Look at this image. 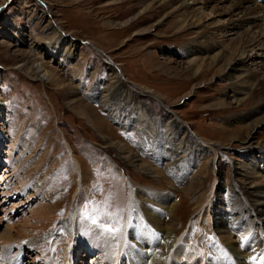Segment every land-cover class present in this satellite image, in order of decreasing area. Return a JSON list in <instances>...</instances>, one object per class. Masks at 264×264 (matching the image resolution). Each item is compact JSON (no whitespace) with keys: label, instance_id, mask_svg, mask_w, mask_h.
<instances>
[{"label":"rangeland","instance_id":"rangeland-1","mask_svg":"<svg viewBox=\"0 0 264 264\" xmlns=\"http://www.w3.org/2000/svg\"><path fill=\"white\" fill-rule=\"evenodd\" d=\"M195 1L186 0L191 6L189 13L199 19V27L186 22L168 0H0V178L16 166L19 158L28 163L19 169V178L26 183L32 175L43 174L46 193L50 194L44 202L35 195L36 180L20 188L14 178L19 191L7 204L0 203V217L13 201L27 203L16 210L11 222L3 219L0 233L7 224L27 221L32 227L30 210L41 203L57 212L59 218H66L76 194H81V221L91 225V235L103 230L112 238L122 232L128 219L129 227L131 217L142 214L134 207L132 190L171 193L174 190L168 180L179 187L172 193L180 204L178 217L188 218L184 230H197L199 223L210 227L220 217L229 222L227 217L233 214V171L246 160V150L260 159L258 149H264V128L251 131L252 123L264 118V109L249 116L256 108V97L235 90L220 64H210L203 59L206 55H194L190 49L202 40L204 32L216 35L226 45L239 34L258 32L264 28V14L246 15L243 10L228 13L233 0ZM256 1L264 7V0ZM56 29L59 33L52 47L59 55L53 57L52 52L43 50V44L53 38ZM203 46L208 47H199ZM30 49L36 54L34 60L56 74V79L43 81L34 69L17 67L30 61L28 53L21 55ZM204 51L210 53L209 48ZM60 52L67 55L64 63L60 62ZM242 53L240 58L245 63L264 72V51L247 49ZM110 85L121 88L122 96L106 91ZM102 95L112 97L122 115L133 118L126 127L109 117L100 103ZM243 97L244 102L235 103ZM138 117L155 127L153 142L148 141ZM171 117L182 128L177 141L183 148L189 146L201 154L199 160L186 159L176 167L180 173L197 160L189 174L193 177L189 195L182 189L187 181L180 183L165 168L167 162L181 155L161 157L163 150L156 139L158 124L164 132ZM188 136L191 142L185 141ZM249 138L251 148L246 146ZM11 142L13 146L16 143L12 151ZM120 144L139 154L136 168L112 150ZM9 156L14 158L13 166H9ZM147 165L161 177L153 179L144 174ZM260 166L264 168L263 163ZM27 194L34 196L27 199ZM216 199L209 216H204L208 219L199 222L200 206L205 205L203 212L207 203ZM93 219L97 223H92ZM84 238L74 264H97L99 249L92 252L91 248L99 244ZM125 243L122 240L120 244L122 254L128 251ZM6 248V254H13L17 247ZM24 250L27 264L29 253ZM153 251L159 252L150 247L149 253ZM50 252L44 250L47 256ZM98 262L104 261L98 258Z\"/></svg>","mask_w":264,"mask_h":264},{"label":"bare ground","instance_id":"bare-ground-1","mask_svg":"<svg viewBox=\"0 0 264 264\" xmlns=\"http://www.w3.org/2000/svg\"><path fill=\"white\" fill-rule=\"evenodd\" d=\"M168 1H170L172 5L177 6L175 8L183 14L186 22H191L194 26L199 25V19L195 17V14L189 13L191 6L187 4L186 0ZM194 2L196 3L198 1L194 0ZM256 2V0H233V9L230 11L228 9V13L234 14L238 10H243L246 15L264 14V7ZM58 33L59 30L56 29L53 38L47 40L48 42L43 44V50L45 49L46 51L52 52L53 57L59 55V52L52 47L54 40L58 37ZM234 34H237V32H234ZM36 42H38L37 39L34 40L33 44L36 45ZM204 44L208 47H199ZM192 46L194 49H190V51L194 55H206L203 59L209 60L210 64H220L221 72H224V77L231 81L235 90L246 91L247 94L250 93L256 97L258 101L255 106L256 108L254 111H250L248 114L249 116L252 113L264 109V72H257L252 65L245 63L244 60L240 58V53L247 51V49L250 51H254L255 49L264 51V28L259 29L258 32L252 30L251 35H249V32L239 34L236 39L231 41L228 45L222 43L216 35L204 32L202 40L198 41L196 44H192ZM220 47L222 49L218 51ZM205 48H209L210 53L207 54L204 51ZM66 52L69 55L71 49ZM26 53H28L27 57L31 59L30 61L28 60V62H23L18 65L17 67L19 69L29 71L32 68L43 81L52 82L56 79V74H53L49 69L45 68L42 64H38L37 61L34 60L36 54L32 49L25 53L22 52L21 55L26 56ZM60 54V62L64 63L67 55L65 56V54L61 52ZM197 60L198 57L194 58L192 61L194 63ZM256 63L257 62L252 61V64L255 65ZM198 71L199 70H196L195 74L198 73ZM111 75H114V73ZM113 78L114 77H112L111 80H113ZM106 91L114 92V94L117 93L119 96H122L123 93L122 89L115 85H110ZM96 95L100 96L99 93H96ZM116 97L119 99L118 96ZM111 98L108 99L103 96L100 103L108 110L111 119L119 122L123 127H126L133 118L122 115L120 107L116 106L117 104L115 105L114 100L112 101ZM244 101L245 97L237 98L235 103L238 104ZM2 105L3 104L0 103V108ZM137 120L140 126L143 127L145 133H148V141L153 142L152 138L155 136V127L152 126L151 122L147 119L148 122L144 121V119L140 120L139 117ZM168 123L164 132H162V128L160 124H158L156 139H159L161 150H163L161 157L163 156L166 159L171 156L173 158L181 155L179 158L167 162L165 168L168 170L169 174L173 172V177L180 183L185 184L187 181L186 186L184 185L182 189L185 190L186 195H189L193 178H189V174L192 167L194 168L196 166L197 160L193 159L191 164L188 163L190 166L185 167L186 170L183 172L178 173L176 167L180 162L182 165L186 159L189 160L198 157L199 160L201 154L194 152V149H191L189 146L183 148L182 143L177 141V134L182 128L178 126V122L175 118L171 117ZM251 127L252 132L264 128V118L257 123H252ZM185 133H187V130L183 134ZM185 141L191 142L190 136H188ZM250 141L251 139L249 138L246 143L248 148H251L252 143L250 144ZM2 144L0 140L1 147ZM14 146L11 142L10 148L13 147V149H10L11 151L16 148V143ZM112 150L117 152L118 156L124 159L128 164L135 166V168L137 167L136 162L140 160L139 154L132 150H126L123 144L112 147ZM258 150L262 153L260 159H257L251 150H246V160L240 167H235L233 171L235 173L234 179L231 182L233 200L230 201L233 207L231 213L233 214L231 215L232 218L225 215L229 218V222H226L225 218L220 217L215 220L210 227L206 228L199 223L200 225L197 226V230H191L189 227L184 230L188 218L178 217V215H180L178 212L180 204L176 200V195L172 193H175V191L178 192L179 187H177L173 181L168 180L169 187L174 190L171 193H149L143 189L132 190L134 203L136 204L134 207L142 214L139 217L136 215L131 217L130 220L132 221L129 227L128 219L122 232H116L112 238H110L112 235H108V233L103 230L101 232L99 231L98 234L91 235V225L85 223V221H81L80 218L79 203L82 201L81 194H76L66 218H59V216H56L57 212H53L52 208L46 207L41 203V205H37L34 210H30V217L33 220L32 227H29L30 224H28L27 221L23 222V224L18 223L15 225H13L14 223L12 225L5 223V226L6 224L7 226L0 233V264H26V255L23 253L24 248L28 249L24 251L25 253L27 252V254L29 253V255L32 252L36 253L35 257L27 255V258H29L26 261L28 262L27 264H74L79 254L78 252L80 251L79 248H83L80 243L82 237H86L93 243L99 244L100 248H91L92 252L99 249L97 251L98 256L95 258L97 264H100L98 258H100V261H104L103 264H264V168L260 166L261 163L264 164V159H262L264 156V149ZM217 153L215 149V154ZM7 160L9 161V166L15 164L12 156H9ZM17 161L16 166L6 171L0 178V194L2 197L0 203L7 204L14 194L19 191L17 189L18 186H15L13 183L14 178L18 179V184L21 185L19 186L20 188L24 187L23 184L36 180L39 184H37L38 192L35 195L41 196L42 201L45 202L50 194H47L49 193L48 191L46 193V186H44L45 183H43V174H34L32 178L30 177L31 179L28 182L24 183V181L19 178L18 172L19 169L25 168V165H28V163L24 160L20 161L19 158ZM213 161L215 162V159ZM213 166H215V164H213ZM77 171L81 172L78 168ZM37 172H40V170ZM143 173L153 179L161 177L156 169L148 167V165L143 168ZM32 196H34V194ZM32 196L27 194V199ZM212 200L207 203L203 212L202 208L205 205H201L198 209V213L200 214L198 218L199 222L208 219L204 218V216H209L211 208H214L215 202L218 201V199H216V201ZM26 203V200H19L18 203L13 201L11 205L5 209L3 216L0 217V227L2 226L4 218L7 217L6 221L8 220V222H11L16 210H18L22 204ZM190 224L192 225V221ZM124 234L125 237L123 239ZM55 239L56 241L54 242ZM122 240L128 242L125 243L128 246V251H126L125 254H122L123 245L122 247L120 245ZM6 246L11 248L13 246L17 247L15 253L12 254V251H10L6 254ZM150 247H153L154 250L159 252L155 253V251H153L150 254ZM44 250L46 252H52L47 256L44 254ZM18 252L19 255L16 257ZM56 253L62 255L59 256L61 259H57ZM23 255H25V257ZM85 258L87 257L84 256L83 259Z\"/></svg>","mask_w":264,"mask_h":264},{"label":"snow or ice","instance_id":"snow-or-ice-1","mask_svg":"<svg viewBox=\"0 0 264 264\" xmlns=\"http://www.w3.org/2000/svg\"><path fill=\"white\" fill-rule=\"evenodd\" d=\"M86 215H88V213H86ZM89 218H91V216H90V215H89ZM92 223H94V224H95V223H97V221H96L95 219H93V220H92ZM109 230H111V229H109Z\"/></svg>","mask_w":264,"mask_h":264}]
</instances>
